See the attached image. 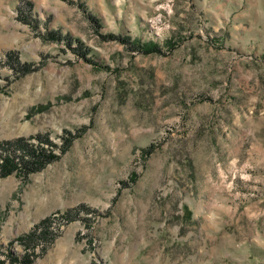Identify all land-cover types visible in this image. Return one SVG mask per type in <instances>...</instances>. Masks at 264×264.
<instances>
[{
    "label": "rangeland",
    "instance_id": "1",
    "mask_svg": "<svg viewBox=\"0 0 264 264\" xmlns=\"http://www.w3.org/2000/svg\"><path fill=\"white\" fill-rule=\"evenodd\" d=\"M19 138L2 264H264V0H0Z\"/></svg>",
    "mask_w": 264,
    "mask_h": 264
},
{
    "label": "trees",
    "instance_id": "2",
    "mask_svg": "<svg viewBox=\"0 0 264 264\" xmlns=\"http://www.w3.org/2000/svg\"><path fill=\"white\" fill-rule=\"evenodd\" d=\"M127 41V40H126ZM136 49H140L141 51L145 53H158L160 52L159 48H157L156 44L153 43H143L139 40H136V42L133 43ZM10 57V56H9ZM38 137V136H37ZM36 138V137H35ZM39 139V138H37ZM40 140V139H39ZM16 153L21 154L20 160H16L15 156ZM26 158V160L24 159ZM56 158L54 154L51 152H46L45 150H41L38 148V146L26 143V140L23 138H19L15 141H4L0 142V176L4 177L12 173L14 170L27 168L28 165H35V167L31 168L28 171H34L38 170L44 167V165L51 161L52 159ZM17 165H20L18 168ZM25 173V172H24ZM70 214V213H69ZM47 220H44L41 222V225L44 226L46 224ZM38 226L34 228L30 233L27 234V236H22L20 238H17L16 241H18L21 245L26 246L25 243L30 242V239H34V237L37 235ZM45 230V228H44ZM40 232H38L39 234ZM24 238H27L28 240H24ZM10 247V244H8L7 248ZM2 245L0 244V252L2 251ZM9 250V249H8ZM7 260L9 261V264H28L29 258H27L25 255L22 257L14 256L10 251L6 254ZM4 261L0 259V264H2Z\"/></svg>",
    "mask_w": 264,
    "mask_h": 264
}]
</instances>
